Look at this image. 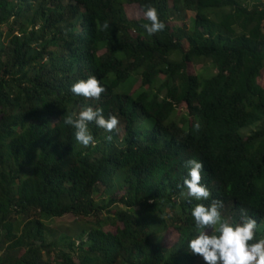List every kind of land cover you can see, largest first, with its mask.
<instances>
[{"label":"trees","instance_id":"1","mask_svg":"<svg viewBox=\"0 0 264 264\" xmlns=\"http://www.w3.org/2000/svg\"><path fill=\"white\" fill-rule=\"evenodd\" d=\"M134 2L165 29L129 19ZM198 63L215 71L186 70ZM263 69L264 0H0V264H206L191 210L213 199L264 237ZM90 75L99 100L70 91ZM86 106L119 120L89 123L88 147L64 123ZM188 159L208 200L181 195Z\"/></svg>","mask_w":264,"mask_h":264},{"label":"clouds","instance_id":"2","mask_svg":"<svg viewBox=\"0 0 264 264\" xmlns=\"http://www.w3.org/2000/svg\"><path fill=\"white\" fill-rule=\"evenodd\" d=\"M133 5L139 6L141 16L127 17L143 22L145 19L149 21L142 25L149 35L165 29L166 25L159 19L155 7L126 3L124 11L125 6ZM97 27L103 31L109 28V24L107 21L102 24L97 22ZM70 91L77 96L99 100L106 89L95 76L90 75L87 79H77L73 82ZM91 122L109 133L115 131L119 124L116 116L109 114L105 118L102 109H94L91 106L83 107L78 114L70 113L64 118V123L75 129L76 141L84 147L95 146L96 143L88 127ZM193 128L199 131L200 123L196 122ZM105 139L111 141L112 136L108 135ZM184 166L187 175L183 179V186L187 192H182L181 195L197 201L208 200L211 192L201 183L203 163L197 159H188ZM223 207L220 199H213L208 206L199 203L192 208L191 215L194 218L197 235L188 240V248L193 254L201 256L206 264H264V237L252 242L255 239L257 221L243 208L240 210L239 222L231 221L222 216L220 210ZM206 229L209 231H205Z\"/></svg>","mask_w":264,"mask_h":264},{"label":"rangeland","instance_id":"3","mask_svg":"<svg viewBox=\"0 0 264 264\" xmlns=\"http://www.w3.org/2000/svg\"><path fill=\"white\" fill-rule=\"evenodd\" d=\"M130 4H137V3H130ZM169 4H171V1H169ZM125 11L126 14L129 18H139L141 16V12H140V8L138 5H133V6H125ZM187 13L190 15L191 12L188 10ZM187 21H189L187 19ZM188 72H195V71H202L203 70V66L201 64H187V69ZM215 71V68H207V70H203V73H210ZM136 81V80H135ZM257 81L264 86V69L262 70V74L258 77ZM136 84L139 85V80L135 83L134 86H136ZM128 83L127 82H123V90L126 91V87H127ZM121 87V86H120ZM122 90V88H120L118 91ZM134 90V89H133ZM132 90V91H133ZM184 110V105L181 104V107L178 108L176 110V115H179L181 113H183ZM73 217L71 215H66L64 217L61 218H55L54 219V225L57 226L58 229H65L66 227H70L71 223H72ZM162 243L165 245V247H170L172 244L175 243L176 239H177V232L173 229V228H168L166 231H164V237H162Z\"/></svg>","mask_w":264,"mask_h":264}]
</instances>
